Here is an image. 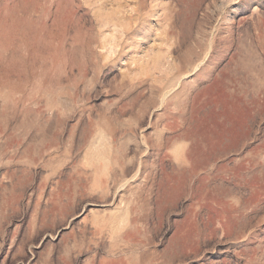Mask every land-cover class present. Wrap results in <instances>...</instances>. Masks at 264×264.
<instances>
[{
    "label": "rangeland",
    "instance_id": "rangeland-1",
    "mask_svg": "<svg viewBox=\"0 0 264 264\" xmlns=\"http://www.w3.org/2000/svg\"><path fill=\"white\" fill-rule=\"evenodd\" d=\"M0 264H264V0H0Z\"/></svg>",
    "mask_w": 264,
    "mask_h": 264
}]
</instances>
